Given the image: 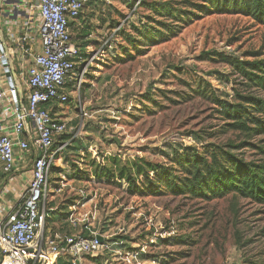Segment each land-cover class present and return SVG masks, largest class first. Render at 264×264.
<instances>
[{
  "label": "rangeland",
  "instance_id": "obj_1",
  "mask_svg": "<svg viewBox=\"0 0 264 264\" xmlns=\"http://www.w3.org/2000/svg\"><path fill=\"white\" fill-rule=\"evenodd\" d=\"M202 1L87 6L102 38L97 56L76 62L68 100L53 104L71 129L56 138L54 148L66 145L49 170L42 208L44 231L107 238L109 249L83 256L82 264H264V203L233 194L175 195L164 186L160 194L127 191L124 174L137 161L171 167L187 146L207 155L234 138L216 99L230 101L251 88L218 54L264 62V25L200 11L195 4ZM71 27L72 21L74 44ZM107 38L110 45L103 44ZM233 152L244 161L260 158L249 147ZM49 214L56 219L46 220Z\"/></svg>",
  "mask_w": 264,
  "mask_h": 264
},
{
  "label": "built area",
  "instance_id": "obj_2",
  "mask_svg": "<svg viewBox=\"0 0 264 264\" xmlns=\"http://www.w3.org/2000/svg\"><path fill=\"white\" fill-rule=\"evenodd\" d=\"M33 1L40 19V52L34 55L22 81L0 44V172L12 173L17 161H27L24 166L28 169L22 198L1 211L4 216L0 221V264H82L83 256L109 249L107 238L98 232L86 236L45 235V209L42 208L50 196L49 170L65 146L62 143L54 148L56 138L67 129L47 106L68 100L66 84L71 81L76 62L81 61L78 49L71 42L69 22L78 18L89 0ZM123 1L139 3L138 0ZM25 40L22 37L18 42ZM110 42L107 38L103 44L110 45ZM81 75L82 72L75 82L77 88ZM4 195L1 190L0 199ZM98 236L103 238L102 242ZM58 257H63L64 262H58Z\"/></svg>",
  "mask_w": 264,
  "mask_h": 264
},
{
  "label": "trees",
  "instance_id": "obj_3",
  "mask_svg": "<svg viewBox=\"0 0 264 264\" xmlns=\"http://www.w3.org/2000/svg\"><path fill=\"white\" fill-rule=\"evenodd\" d=\"M96 1L89 0L87 4ZM195 7L207 13L242 15L264 25V0H203ZM218 55L251 88L236 93L230 101L216 99L223 128L235 133L234 138L212 145L207 155L199 154L195 146H187L175 154L171 167L135 162L134 170L124 174L129 194H160L164 186V190L175 195L211 199L233 194L264 203V98L254 94L256 90L264 93V62ZM128 57L132 56L128 54ZM190 135L196 142L202 140L196 132ZM256 136L260 139L251 142ZM246 147L252 148L260 158L251 161L237 158L233 151ZM46 220L52 219L46 217Z\"/></svg>",
  "mask_w": 264,
  "mask_h": 264
},
{
  "label": "crops",
  "instance_id": "obj_4",
  "mask_svg": "<svg viewBox=\"0 0 264 264\" xmlns=\"http://www.w3.org/2000/svg\"><path fill=\"white\" fill-rule=\"evenodd\" d=\"M87 6L91 8L95 5L86 3L78 18L71 20V33H73L74 46L78 49L80 57L83 56L84 58H90L92 55H98L97 51H94V48H96L97 42L100 43V39L102 38L99 28L101 26H96L99 24L95 25V22H101L95 20L93 16L89 15L90 9L87 8ZM39 25L40 19L35 1L0 0L1 49H3L7 56H9L12 60L16 75L21 81L23 80L26 69L32 63L34 55L40 52V40L38 33ZM22 37H26V40L23 41V43L18 42L19 38ZM53 104L61 103L53 102L48 104L47 107L54 117L63 121L67 126L68 122L61 114L53 109ZM82 110L79 111L80 116ZM79 121L82 122L81 119H79ZM68 129L70 130L71 127L67 126L64 134H68L70 132ZM63 143L66 145V142ZM25 164H27V161H17L15 170L12 173L1 174L0 172V191L3 190L5 192L4 197L0 199V221L4 216V212L1 211L5 208V206L12 207L22 198L27 182L26 179L28 178V169L24 166ZM4 185L6 186L5 188ZM49 218L54 220L56 219V216L51 214ZM44 234L60 237L70 235L66 234V232L64 233L55 230H46L44 231ZM1 260L2 253L0 251V262ZM57 261L64 262V258L58 257Z\"/></svg>",
  "mask_w": 264,
  "mask_h": 264
},
{
  "label": "water",
  "instance_id": "obj_5",
  "mask_svg": "<svg viewBox=\"0 0 264 264\" xmlns=\"http://www.w3.org/2000/svg\"><path fill=\"white\" fill-rule=\"evenodd\" d=\"M3 65H5V62H4V61H3ZM4 71H5V75H6V77H7V80H8L9 86H12V81H11V78H10V75H9V71H8V69L5 68ZM98 239H99L100 242L103 241V238H102L101 236H98Z\"/></svg>",
  "mask_w": 264,
  "mask_h": 264
}]
</instances>
